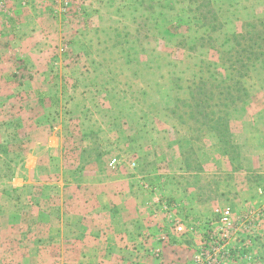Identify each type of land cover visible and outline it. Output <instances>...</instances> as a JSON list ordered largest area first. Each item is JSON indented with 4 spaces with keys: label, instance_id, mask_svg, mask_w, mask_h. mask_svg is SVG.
Masks as SVG:
<instances>
[{
    "label": "rangeland",
    "instance_id": "obj_1",
    "mask_svg": "<svg viewBox=\"0 0 264 264\" xmlns=\"http://www.w3.org/2000/svg\"><path fill=\"white\" fill-rule=\"evenodd\" d=\"M77 1L73 20L56 27L61 36L42 57V92L32 97L41 100L32 107L39 122H26L22 106L19 117H10L15 107L0 106V264H195L208 221L221 227L217 208L233 219L260 213L250 233L237 222L230 227L226 247L241 248V256L224 264H264V181L251 173L257 165L264 171V65L239 68L225 55L237 50L234 36L264 18V0ZM222 60L221 76L237 67L234 83L214 79L210 64ZM36 76L27 71L10 81L38 85ZM239 80L247 96L228 98L227 87ZM218 126L229 127L225 141ZM170 148L192 169L207 163L190 182L205 193L203 209L170 201L175 224L153 255L75 246L81 227L102 230L92 217L94 185L151 172L170 178L179 163ZM18 176L25 183L14 182Z\"/></svg>",
    "mask_w": 264,
    "mask_h": 264
},
{
    "label": "crops",
    "instance_id": "obj_2",
    "mask_svg": "<svg viewBox=\"0 0 264 264\" xmlns=\"http://www.w3.org/2000/svg\"><path fill=\"white\" fill-rule=\"evenodd\" d=\"M63 1L26 0L23 2L22 0H11L6 7L0 9V82L2 84L0 106H7L10 109L15 107L10 117H19L16 106H22L23 110L18 109V111L22 113L21 116L26 119V122L31 121L29 120L31 116H34L36 123L41 119L38 112H32V107L41 105V100L32 97H35L34 95H37L36 97L41 96L42 69L44 68L42 57L49 56V52L46 50L50 47L48 43L53 44V42L58 41V36H61L60 32H55L56 27L73 20L72 12L66 14L59 12ZM69 1V9L74 10L78 1ZM50 54L53 53L50 52ZM52 68L54 67L52 66ZM27 71L36 74V78L40 79L41 82L37 85L32 81L23 82V84L10 81L16 77V74L21 75ZM6 77H9V80ZM13 90H22V96L13 95ZM7 91L9 92L7 93ZM35 128L38 129V126L36 125ZM24 136L26 135L24 134ZM47 137V142L50 138H54L52 135ZM170 151L176 154L174 155L175 158L178 156L179 159V163L171 164V168L177 169H174V173H170L172 174L171 177L169 176L170 178L167 175H156L157 173L151 172V177L148 174H138L131 178H119L117 181L110 179L103 181L101 185H94L98 187L92 189V192L97 195L92 196L90 201L92 208H96V212L92 209V213H94L92 217L96 218V222L102 230L97 233L93 232L91 235L90 230L83 231L84 229L81 227V233H84L85 236L78 235V240H71L75 246L89 244L98 248L101 245L100 247L103 249L118 248L123 251L134 249L141 251L142 255H144L143 253L153 255L161 246L163 248V245L168 241L169 237L167 236L170 232L167 228L175 224V214L172 211L174 208L167 207L170 201H183L196 211L203 209L202 204L207 202L203 201L206 200L205 193H201L190 182L194 178H198L196 177L198 174L205 173L207 163L200 159L196 161L197 165L192 169L178 149L176 151L170 148ZM26 164L24 163V166ZM258 168H260L259 165L253 168L255 171L251 173L254 176L258 175V178L264 181V171H260ZM158 170H160L159 165ZM161 173L160 171L159 174ZM16 180L25 183V180L19 176L15 177L14 182ZM249 183L253 184L252 180ZM255 183L258 182L255 181ZM196 184L199 187L200 183L197 182ZM96 198L103 200L104 204L100 207L97 206L100 204V200L96 202ZM111 199H114L115 203L118 204V214L112 212L114 206L110 202ZM215 199L214 195L213 200ZM87 207L89 208L90 204ZM62 216L63 213L61 212ZM70 217L72 220H83L84 218L76 213H72ZM78 225L81 226L80 223ZM116 228L118 229L117 234ZM60 229L62 235L64 233L62 225ZM172 243L174 244V241Z\"/></svg>",
    "mask_w": 264,
    "mask_h": 264
},
{
    "label": "built area",
    "instance_id": "obj_3",
    "mask_svg": "<svg viewBox=\"0 0 264 264\" xmlns=\"http://www.w3.org/2000/svg\"><path fill=\"white\" fill-rule=\"evenodd\" d=\"M11 0H0V9L7 6L8 2ZM17 1V0H12ZM25 2L26 0H22ZM70 1L64 0L59 8L61 14H66L69 12ZM117 160L114 159L110 163L111 168H115ZM135 166V165H133ZM216 216L219 217V222L221 227H216L217 223L213 220L208 221V228L201 238L198 246L199 257L195 264H224L229 260H234L240 258L241 248H228L229 245L227 241L231 238V228L234 222H237L239 230L250 233L251 230H255L260 224V213L249 212L239 216L237 219H233L229 209H215ZM179 232L184 231L182 226L177 228ZM227 242V244H226Z\"/></svg>",
    "mask_w": 264,
    "mask_h": 264
},
{
    "label": "trees",
    "instance_id": "obj_4",
    "mask_svg": "<svg viewBox=\"0 0 264 264\" xmlns=\"http://www.w3.org/2000/svg\"><path fill=\"white\" fill-rule=\"evenodd\" d=\"M208 14H212L214 15L210 9H208ZM232 42L233 44L236 46L237 50H235L234 52L228 51L227 53H225V55L230 56L231 60L233 61L234 66H237L239 68H246L248 66H246L245 61H249V62H261L262 65H264V18L258 19L254 22L248 23L245 26L244 31L242 32V34L236 35L232 38ZM203 47V46H202ZM226 64L223 60L222 63H213L210 64L211 68L215 74H214V79L215 80H219L218 76L222 77V81L224 83H234V73L237 71V67L235 69H233V71L231 73H229V75H225V76H221L220 74V69L223 68V65ZM233 65L230 63V66L228 67L229 69L232 70ZM228 76V77H227ZM243 74L240 73L239 74V78H242ZM228 98L231 99H242L244 96H247V89L245 88V86L243 85L242 81H236L235 85H229L228 87ZM237 94V97H234L233 95ZM203 103V102H202ZM199 105V103H198ZM227 127V126H226ZM217 132H218V137L220 139V141H225V135L224 132H227V138L230 135V130L228 128H226V130L222 129L218 126L215 127ZM225 128V127H222Z\"/></svg>",
    "mask_w": 264,
    "mask_h": 264
}]
</instances>
